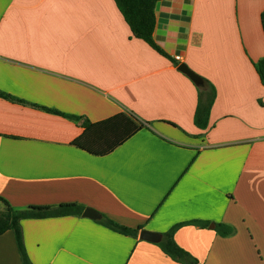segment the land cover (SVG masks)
Segmentation results:
<instances>
[{"label":"crops","instance_id":"obj_1","mask_svg":"<svg viewBox=\"0 0 264 264\" xmlns=\"http://www.w3.org/2000/svg\"><path fill=\"white\" fill-rule=\"evenodd\" d=\"M263 11L264 0L159 2L154 38L177 65L133 36L115 0H0V93L11 97L0 94V197L102 215L23 220L33 264H182L104 217L162 235L191 222L174 240L199 264H264ZM182 63L216 89L205 130ZM120 113L147 128L106 156L74 145L84 122ZM0 264H22L13 231Z\"/></svg>","mask_w":264,"mask_h":264},{"label":"trees","instance_id":"obj_2","mask_svg":"<svg viewBox=\"0 0 264 264\" xmlns=\"http://www.w3.org/2000/svg\"><path fill=\"white\" fill-rule=\"evenodd\" d=\"M164 0H115V3L131 28L135 38L145 41L155 51L170 59L178 65L176 59L161 48L154 38L156 29V7ZM261 22L264 29V11L261 15ZM255 68L259 78L264 85V58L256 62ZM203 86H197L199 91V104L195 114V124L198 128L205 130L209 125L212 107L216 99L215 87L205 78ZM3 97L11 98L9 95L0 93ZM79 121V117H71ZM84 133L75 140L74 145L95 156H106L121 146L147 124L137 120L133 116L124 113L117 114L102 122H84ZM0 203L4 209L0 211V236L8 231H13L16 243L21 256L22 264H33L25 248L22 221L26 219H46L51 217L81 216L85 210L84 206L78 204H61L57 207L30 206L24 210L13 208L9 202L0 197ZM105 226L123 235L137 238L142 227L136 229L127 228L104 217L101 221ZM191 222L179 224L163 235V240L159 243L161 250L171 259L182 264H199V262L187 251L182 249L174 240L175 231ZM197 223V222H193ZM204 225V224H203ZM218 231L222 236H228L232 229L228 226L218 225Z\"/></svg>","mask_w":264,"mask_h":264},{"label":"water","instance_id":"obj_3","mask_svg":"<svg viewBox=\"0 0 264 264\" xmlns=\"http://www.w3.org/2000/svg\"><path fill=\"white\" fill-rule=\"evenodd\" d=\"M178 70L187 75L197 86H203V78L194 72L187 64L182 63L179 65ZM83 217L89 218L92 220L102 219V215L93 208H86L83 212ZM140 239L143 241L151 242L154 244H159L163 240V235L148 230H142L140 232Z\"/></svg>","mask_w":264,"mask_h":264},{"label":"rangeland","instance_id":"obj_4","mask_svg":"<svg viewBox=\"0 0 264 264\" xmlns=\"http://www.w3.org/2000/svg\"><path fill=\"white\" fill-rule=\"evenodd\" d=\"M4 209V206L0 203V211Z\"/></svg>","mask_w":264,"mask_h":264},{"label":"built area","instance_id":"obj_5","mask_svg":"<svg viewBox=\"0 0 264 264\" xmlns=\"http://www.w3.org/2000/svg\"><path fill=\"white\" fill-rule=\"evenodd\" d=\"M180 58L179 57H177V60H179Z\"/></svg>","mask_w":264,"mask_h":264}]
</instances>
